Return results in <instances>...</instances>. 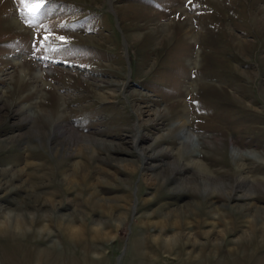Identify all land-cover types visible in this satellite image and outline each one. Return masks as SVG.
I'll return each instance as SVG.
<instances>
[{
    "label": "rangeland",
    "instance_id": "374dc122",
    "mask_svg": "<svg viewBox=\"0 0 264 264\" xmlns=\"http://www.w3.org/2000/svg\"><path fill=\"white\" fill-rule=\"evenodd\" d=\"M27 12L0 0V264H264V0Z\"/></svg>",
    "mask_w": 264,
    "mask_h": 264
},
{
    "label": "snow or ice",
    "instance_id": "6c2138e0",
    "mask_svg": "<svg viewBox=\"0 0 264 264\" xmlns=\"http://www.w3.org/2000/svg\"><path fill=\"white\" fill-rule=\"evenodd\" d=\"M22 3L28 9L27 14L29 16L34 15L35 13L39 12L41 7L43 6L44 0H22ZM31 23V21H29ZM47 39V37H45ZM63 39V37H61Z\"/></svg>",
    "mask_w": 264,
    "mask_h": 264
},
{
    "label": "bare ground",
    "instance_id": "6f19581e",
    "mask_svg": "<svg viewBox=\"0 0 264 264\" xmlns=\"http://www.w3.org/2000/svg\"><path fill=\"white\" fill-rule=\"evenodd\" d=\"M184 119H185L184 117H180V118H178V121L181 123L182 121H185ZM174 214H175V216H179V215L182 214V213L174 212ZM180 217H181V216H180ZM19 226H20V224H18V226H17L18 229L20 228ZM17 227H16V228H17ZM4 228H5V227H4ZM5 229H6V228H5ZM0 230H2V226H0Z\"/></svg>",
    "mask_w": 264,
    "mask_h": 264
}]
</instances>
